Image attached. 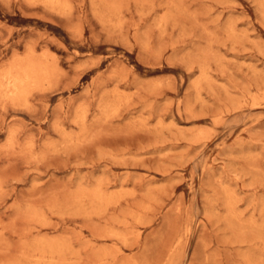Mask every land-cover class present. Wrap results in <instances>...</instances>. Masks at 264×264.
<instances>
[{"label": "rangeland", "instance_id": "374dc122", "mask_svg": "<svg viewBox=\"0 0 264 264\" xmlns=\"http://www.w3.org/2000/svg\"><path fill=\"white\" fill-rule=\"evenodd\" d=\"M0 264H264V0H0Z\"/></svg>", "mask_w": 264, "mask_h": 264}, {"label": "bare ground", "instance_id": "6f19581e", "mask_svg": "<svg viewBox=\"0 0 264 264\" xmlns=\"http://www.w3.org/2000/svg\"><path fill=\"white\" fill-rule=\"evenodd\" d=\"M22 82V81H21Z\"/></svg>", "mask_w": 264, "mask_h": 264}]
</instances>
